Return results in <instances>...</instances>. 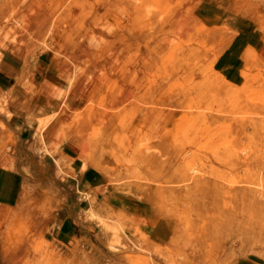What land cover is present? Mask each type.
<instances>
[{
  "label": "rangeland",
  "instance_id": "1",
  "mask_svg": "<svg viewBox=\"0 0 264 264\" xmlns=\"http://www.w3.org/2000/svg\"><path fill=\"white\" fill-rule=\"evenodd\" d=\"M195 10L186 0H0V194L14 204H0V264H96L90 246L59 243L64 220L106 264H144L140 254L264 264V40L261 65L246 51L230 87L215 61L234 33ZM60 118L83 132V169L118 160L87 193L70 182L61 141L52 150L43 140ZM152 143L182 156L172 183L129 180ZM134 199L175 219L172 247L140 246L122 210Z\"/></svg>",
  "mask_w": 264,
  "mask_h": 264
},
{
  "label": "crops",
  "instance_id": "2",
  "mask_svg": "<svg viewBox=\"0 0 264 264\" xmlns=\"http://www.w3.org/2000/svg\"><path fill=\"white\" fill-rule=\"evenodd\" d=\"M170 3H175L184 0H169ZM192 2L195 7V13L198 20L208 27H222L234 33L232 37L231 46L227 51L223 52L221 56L215 61L217 66V73L222 80L230 87H240V80L242 78L244 59L243 56L246 51H252L254 59L259 55L260 41L264 40V0H186ZM261 11V16L257 14ZM81 47L85 48L84 45ZM255 61V60H254ZM260 63V62H259ZM261 65V63H260ZM222 114H231V112L222 111ZM63 119V118H62ZM61 118L54 123L49 122L43 132V140L46 147L54 149L56 144L61 141L58 148V157L66 162L67 171L70 182L74 187L86 189L87 193L94 185L104 183L112 172H115V166L111 161L118 160L116 158H104L102 167L99 169L93 166H86L83 169V163L78 155L80 149L77 147L79 140L82 137L77 135L76 126L63 125ZM71 136V140L63 142L64 136ZM175 149H169L164 145L152 143L149 150H147L140 158V163L134 172L138 175L137 178L129 180H136L143 184L144 182L151 184L172 183L173 170L178 167L182 160V156L178 155ZM53 158V157H52ZM55 158H53L54 160ZM115 165V164H114ZM171 167V170L165 172L166 167ZM125 181H119L116 185H120ZM131 182V181H127ZM116 186V187H117ZM112 187V186H111ZM110 187V189H111ZM108 189V188H107ZM12 197L7 189L1 191L0 204L4 206H12ZM131 207L122 209L123 212L130 216L129 223L126 227L144 250L155 251L158 248L167 249L171 246V242L177 229L175 219L170 215H161L156 212V208L152 205H147L146 201L134 199ZM78 212V210H76ZM76 212V215H77ZM131 219L135 222H132ZM93 228V227H92ZM56 235L59 237V243L67 248H73L80 244L81 246L92 248L91 250L96 257V264H106L104 253L95 250V242L91 239L90 242L84 243L81 236H78L72 230V222L64 220L56 229ZM93 231V230H92ZM97 247V246H96ZM140 263L148 264L145 255H139ZM169 260V256L159 258V260ZM142 261V262H141ZM108 264H116L110 262ZM151 264L154 262L151 260Z\"/></svg>",
  "mask_w": 264,
  "mask_h": 264
},
{
  "label": "bare ground",
  "instance_id": "3",
  "mask_svg": "<svg viewBox=\"0 0 264 264\" xmlns=\"http://www.w3.org/2000/svg\"><path fill=\"white\" fill-rule=\"evenodd\" d=\"M16 13H17V12H16ZM10 16H11V15H10ZM14 16H15V15H14ZM249 198H251V197H250V196H245V197H244V200H245V201H249ZM241 201H242V200H241ZM241 201H240V202H241ZM242 209H243V208H242ZM239 210H240V209H239ZM242 213H243V212H242ZM255 219H256V218H255ZM249 220H250V219H249ZM253 222H255V221H253ZM246 223H247V222H246ZM248 223H250V222H248ZM241 224H242V223H241ZM243 224H244V223H243ZM248 225H249V224H248ZM248 228H249V227H248Z\"/></svg>",
  "mask_w": 264,
  "mask_h": 264
}]
</instances>
